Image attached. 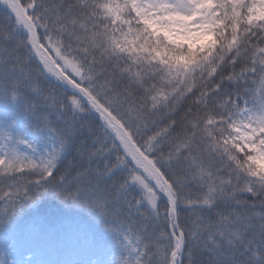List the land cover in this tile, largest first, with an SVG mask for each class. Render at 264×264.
<instances>
[{
    "label": "snow or ice",
    "instance_id": "1",
    "mask_svg": "<svg viewBox=\"0 0 264 264\" xmlns=\"http://www.w3.org/2000/svg\"><path fill=\"white\" fill-rule=\"evenodd\" d=\"M0 6V217L52 192L112 264H264V0Z\"/></svg>",
    "mask_w": 264,
    "mask_h": 264
},
{
    "label": "trees",
    "instance_id": "2",
    "mask_svg": "<svg viewBox=\"0 0 264 264\" xmlns=\"http://www.w3.org/2000/svg\"><path fill=\"white\" fill-rule=\"evenodd\" d=\"M2 7V6H0ZM7 24L0 11V26ZM54 82V81H53ZM47 87V85H45ZM182 114L183 109H180ZM179 119V116L176 117ZM20 131H30L37 141H46L47 130L39 127L26 128L20 122ZM71 153L68 154V157ZM67 166V158L61 167ZM5 192L8 188L0 184ZM6 207L0 202V212ZM107 220L88 208L61 200L52 192H44L33 203H26L11 219L0 217V264H12L17 249H28V233L39 231V245L30 252L47 254L56 261L70 262L76 251L86 254L78 264H100V258L112 261L120 258L121 249L115 243L114 232L107 227ZM112 229L119 231L120 225L113 224ZM126 255V253H125Z\"/></svg>",
    "mask_w": 264,
    "mask_h": 264
},
{
    "label": "rangeland",
    "instance_id": "3",
    "mask_svg": "<svg viewBox=\"0 0 264 264\" xmlns=\"http://www.w3.org/2000/svg\"><path fill=\"white\" fill-rule=\"evenodd\" d=\"M36 142V141H34ZM39 147L43 150L45 148V145H41L39 142H36ZM37 235L33 234L30 236V244L32 246L36 245L37 243ZM77 261H81L83 257L85 256L82 252H75L74 254ZM74 259H72L71 262H64V261H50L46 256L40 255V254H34V255H29V253L25 252L23 249L18 251L13 264H75ZM102 264H109L106 259L101 258Z\"/></svg>",
    "mask_w": 264,
    "mask_h": 264
}]
</instances>
